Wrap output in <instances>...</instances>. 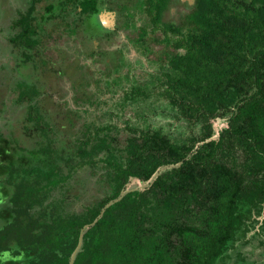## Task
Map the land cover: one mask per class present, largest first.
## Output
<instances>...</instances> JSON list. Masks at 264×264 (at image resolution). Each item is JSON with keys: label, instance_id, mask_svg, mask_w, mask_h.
<instances>
[{"label": "trees", "instance_id": "trees-1", "mask_svg": "<svg viewBox=\"0 0 264 264\" xmlns=\"http://www.w3.org/2000/svg\"><path fill=\"white\" fill-rule=\"evenodd\" d=\"M2 2L16 12L0 26L6 56L36 70L53 37L35 23L37 4L62 27L78 7L101 27L90 0ZM154 16L163 36L149 41L144 27L135 41L147 75L121 53L95 79L61 59L43 87L21 82L16 103L3 100L0 264H69L82 233L74 264H256L237 243L264 248V0H197L174 22ZM80 28L69 32L82 41ZM154 95L186 136L155 126Z\"/></svg>", "mask_w": 264, "mask_h": 264}, {"label": "rangeland", "instance_id": "rangeland-1", "mask_svg": "<svg viewBox=\"0 0 264 264\" xmlns=\"http://www.w3.org/2000/svg\"><path fill=\"white\" fill-rule=\"evenodd\" d=\"M18 1H20L21 3L24 1L23 5L25 8L29 6V0H12L13 2L12 7H15ZM0 3L2 6V8H0V26H1L3 23L5 24L9 16L12 18L16 17V12L14 13L13 11H10V9H7L9 8V6L5 7V4L2 2V0H0ZM39 5L42 6L43 3H40ZM39 5L38 4L36 5V9L33 12V17L36 18L35 23H37L39 27L40 26L44 27L43 30L41 29L42 32H44V30L46 29L45 35L53 34V37L46 38V43L49 48L48 51H46L47 59L49 60L46 66L43 64L44 66L42 65L41 67L38 68V70H36L35 65L31 62H28L27 64H24L23 66L22 64L17 63L18 56H16L15 54L13 55L15 57L14 59L15 61L12 60L11 58H8L9 56H6V55L8 54L7 51L11 48V46H10V43H8L9 41L5 39V36H6V32H9L10 30L5 28L3 32L0 33V37L3 40L2 42L0 39V60H1L0 61V92L4 94L2 100H6V97L7 98L9 97V99H11V100L7 99V105L9 107L14 102L16 103L15 99L18 98L19 92L15 90L20 89L19 86L21 82L32 83L33 81H35L36 83H38L40 86L43 87L45 84L44 82L52 80L50 78L52 75V73H50L52 71V68H55V69L57 68L59 70L62 68L61 67L62 64L60 63L61 59H72V60L76 59V61L79 62V65L88 66V70H92L93 74L95 72L93 79L101 78L100 70L103 68L109 67V66H116L117 65L116 63L119 59V56L117 57L119 53L118 54H107V55L105 54L102 56L97 55V61L95 62L93 60V57L90 55L92 51L91 50L92 47H90L91 49L89 48V52L86 49L81 48V46H84V43L80 39H78L79 36H77V34L71 35L70 33H68V31H70L69 27H67L68 31L65 30V27H62L61 20H58L57 22L55 21L49 22L48 17H46L44 11L43 12L40 11ZM30 6H31V1H30ZM142 15L143 14H137V17L140 19H137V18L135 20L133 19V22H135L134 24L135 30L133 32H130V35L128 34L130 37L124 34L119 35V38H121V40L120 42H118V46L120 49V53L124 57V59L129 60V62L132 64L131 69H133L134 72H136L135 74L138 73L139 75L145 76L148 73L147 71L151 68V65L146 55L142 52L141 47L135 41H137L136 39L139 38L140 28L150 27L151 25L149 26L148 20H142L141 18ZM28 20H29V17H28ZM41 31H40V34L42 33ZM78 32L81 33L82 36L85 35L83 28H80ZM149 32H150V35H148L147 37L149 41H153V38L155 36L161 35L160 31H158L159 34H157L158 32L154 33V31H152L151 29L149 30ZM131 36H132V39H131ZM84 39L86 40L85 36H84ZM61 48H63V50H65L64 52L66 53L58 54V52H56L58 49H61ZM17 55H20V50H17ZM16 64L18 65L17 68H16ZM127 68L128 66H124L122 70L126 71ZM7 69L10 70L12 73L13 79H10L11 82L8 81ZM63 79L67 81L68 84L71 83L69 77L67 78V76H65L63 77ZM50 84L51 83H49L48 85L50 86ZM61 91H65V93L67 92V95L69 94V96H71L73 93V90L71 89L70 85L69 87L67 86L65 88H62ZM100 97L102 100L107 101L109 104H113V103H116L118 96L114 99L110 97V93H100ZM151 101L153 102L156 101L155 106H157L155 109V111L157 112L154 111V114H153L154 119H155V126L164 128L167 132L172 133L174 137L176 136L179 137L181 135L186 136L187 127L184 126L185 122L178 121L175 117H173L170 114L171 112L170 106H168V108L164 110L167 99H159L158 96L154 95L153 97H151ZM0 105L2 107L3 105L2 101L0 102ZM102 105L103 107H106L104 106V104ZM159 105H161V107H159ZM88 107L95 108L96 105L90 106L89 104ZM106 108H108V106ZM12 113L13 112H11L10 114ZM13 118L14 117L11 118L12 121L14 120ZM115 120L123 123V121L120 120L118 117H115ZM14 122H16V120ZM224 124L225 123H221L220 125L219 124L218 125L219 127H221V126H224ZM147 184L148 183H143V182L136 183L135 181H132L129 184V186L131 187L129 188V190L137 189L139 187L143 188L147 186ZM249 234L251 235L252 233H249ZM249 234H248V237L250 236ZM237 247L243 251H245V249L248 248L247 251L249 254V260L251 262H254L256 264H264V248L261 247L260 245L255 244L253 242L245 246L241 243V241H239L237 243ZM237 250L238 249L236 250L233 249L231 250V252L234 253Z\"/></svg>", "mask_w": 264, "mask_h": 264}, {"label": "flooded vegetation", "instance_id": "flooded-vegetation-1", "mask_svg": "<svg viewBox=\"0 0 264 264\" xmlns=\"http://www.w3.org/2000/svg\"><path fill=\"white\" fill-rule=\"evenodd\" d=\"M91 3L96 2V5L99 7L100 12L98 14V22H100L101 27L89 26L91 22L96 26L95 22L89 20H82L78 16V12H82V8L78 7L75 14L69 18V26L66 28H73L79 26H84L85 35L82 37V42L84 43L86 49L89 52V48L92 47L91 53L94 51L93 55L97 58V55H107V54H118L120 49L118 42L121 38L119 35L124 34L129 36L130 32L135 30L133 19H140L137 17V14H143L141 16L142 20H148L150 27H145L150 30L155 27L154 14L157 12H162L165 14V22H174L184 14L185 10L189 9L192 6H195L197 0H90ZM89 3V6H91ZM40 11H45V5H39ZM153 12V15L149 13ZM45 13V12H44ZM126 13V14H125ZM69 14V13H68ZM129 14V15H127ZM80 17V18H79ZM88 17H86L87 19ZM89 21V22H88ZM89 23L88 25L86 23ZM154 24V25H152ZM164 23H161L162 26ZM140 27V26H139ZM140 28L139 33L142 32ZM68 33H70L68 31ZM150 35V32H148ZM71 34V33H70ZM129 34V35H128ZM134 34V33H133ZM72 35V34H71ZM76 35V33H75ZM84 36L86 40L84 39ZM130 37V36H129ZM90 39V41H89ZM132 39V36H131ZM138 39V38H137ZM136 39V40H137ZM15 45H13L14 47ZM9 58V57H8ZM44 57H36V60H41ZM12 59V58H11ZM13 60V59H12ZM1 61V60H0ZM3 61V59H2ZM8 72V81L12 78V73L10 70ZM13 81V80H12ZM11 82V81H10ZM3 93L0 92V102H3ZM6 99H9V97ZM11 100V99H9Z\"/></svg>", "mask_w": 264, "mask_h": 264}, {"label": "water", "instance_id": "water-1", "mask_svg": "<svg viewBox=\"0 0 264 264\" xmlns=\"http://www.w3.org/2000/svg\"><path fill=\"white\" fill-rule=\"evenodd\" d=\"M82 240H83V233L81 234L80 243H79L77 249L75 250V252L73 253V255H72V257H71V260H70V263H69V264H74V261H75V258H76V255H77V252L79 251V249H80L81 246H82Z\"/></svg>", "mask_w": 264, "mask_h": 264}]
</instances>
